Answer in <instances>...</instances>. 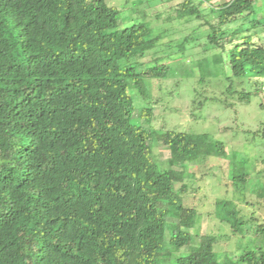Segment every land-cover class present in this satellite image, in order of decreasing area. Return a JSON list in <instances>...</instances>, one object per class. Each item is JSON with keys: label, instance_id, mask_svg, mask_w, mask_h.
Masks as SVG:
<instances>
[{"label": "trees", "instance_id": "16d2710c", "mask_svg": "<svg viewBox=\"0 0 264 264\" xmlns=\"http://www.w3.org/2000/svg\"><path fill=\"white\" fill-rule=\"evenodd\" d=\"M211 1L183 0L177 16L202 19L207 42L223 51L222 39L239 32L227 28L257 0ZM120 13L107 0H0V264H219L218 236L190 231L197 210L181 197L189 164L228 160L244 189L252 165L207 133L133 121L135 97L151 98L145 79L166 78L170 67L158 58L139 71L161 35L148 22L120 29ZM229 65L230 81L264 77V45L237 43ZM152 115L142 108L143 120ZM261 139L264 125L253 133ZM160 146L179 169L161 163ZM252 190L264 198V185ZM215 216L245 234L249 220L233 201L217 200ZM253 229L256 248L238 264H264V223Z\"/></svg>", "mask_w": 264, "mask_h": 264}, {"label": "rangeland", "instance_id": "374dc122", "mask_svg": "<svg viewBox=\"0 0 264 264\" xmlns=\"http://www.w3.org/2000/svg\"><path fill=\"white\" fill-rule=\"evenodd\" d=\"M182 1L107 0L121 11L120 29L148 22L155 35H161L156 47L140 60L139 71L155 65L158 58L170 67V75L166 78L145 79L151 91L150 100L136 99L131 92L136 107L133 121L158 131L207 133L224 142L229 155L233 152L244 154L252 165L250 185L244 189L230 179L228 160L207 158L201 163H190L188 191L181 195L185 206L197 210L196 226L190 231L217 235L215 250L219 264H238V257L245 250L256 248L250 241L255 223H264V198H259L252 190L254 185H264V140H253V133L262 131L264 125V77L232 78L230 81L229 62L237 43L259 41L264 45V28L254 27L255 20L263 19L264 23V0H257L254 13L246 20H239L227 28L229 34L239 32L231 43L222 39L223 51L207 42L211 31L200 26L202 19L178 18L176 7ZM208 7L205 3L201 9L205 11ZM242 93L253 94L249 102L240 97ZM145 106L153 109L150 120L140 117ZM156 153L163 165L179 169L171 161L168 148L160 146ZM179 189L177 185L176 190ZM219 199L233 201L249 220L244 235H234L230 227L215 216ZM253 216L255 222L251 221ZM170 250L178 256L188 253L184 248Z\"/></svg>", "mask_w": 264, "mask_h": 264}, {"label": "crops", "instance_id": "0c3cea01", "mask_svg": "<svg viewBox=\"0 0 264 264\" xmlns=\"http://www.w3.org/2000/svg\"><path fill=\"white\" fill-rule=\"evenodd\" d=\"M211 3L214 4V5H219L220 1L219 0H212Z\"/></svg>", "mask_w": 264, "mask_h": 264}]
</instances>
